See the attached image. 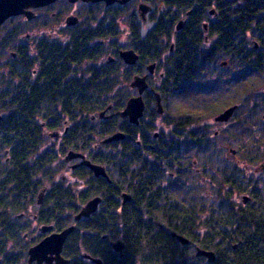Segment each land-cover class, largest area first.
Listing matches in <instances>:
<instances>
[{
  "label": "trees",
  "instance_id": "1",
  "mask_svg": "<svg viewBox=\"0 0 264 264\" xmlns=\"http://www.w3.org/2000/svg\"><path fill=\"white\" fill-rule=\"evenodd\" d=\"M162 1L164 13L153 19L154 26L143 38L139 21L132 15L133 6H102L86 12L93 16L91 23L101 17L97 29H74L67 44L53 46L61 50H47L41 61L46 67L35 80H31V58L24 72L16 66L24 61L12 60L0 82V109L4 112L0 145L7 150L0 193L6 191L13 212L31 207L38 224H52L55 231L73 224L62 255L72 258L74 264H85L80 257L83 253L99 258L102 264H264V0ZM186 13L182 28L174 33L175 24ZM110 19L109 26H104ZM120 34L126 45L119 43ZM94 38L102 39V45L93 46L100 50H88ZM170 44L172 50L180 51L170 64L161 66L164 77L151 85L161 97L163 115L152 109L149 91L144 94L145 114L168 117L175 127H188L211 119L228 106L246 104L245 121L234 113L236 126L230 129V145L236 154L228 159L215 151L206 157L210 173L202 177L209 179V196L181 189L182 183L175 185L184 182L183 176L191 181L192 172L185 174L183 169L189 166L193 150L188 145L182 155L170 150L165 157L166 171L174 172L177 167L172 178L166 176L172 187L160 196L148 197L144 179H137L143 189H132L136 203L132 199L120 207L119 194L131 189L127 182L113 177L105 146L98 154L93 146L127 122L107 118L93 124L89 117L108 106L112 111L122 106L126 82L134 73L144 72L145 63L158 60ZM67 45L71 50H64ZM124 46L138 51L134 65H125L118 58L117 49ZM96 60L104 63L95 65ZM223 61L225 66H221ZM79 115L83 122L77 125ZM65 124L72 125L71 137L55 148L48 133ZM206 136L191 134L188 141L195 146ZM125 141L133 142L134 137L129 135ZM78 146L87 158L105 166L107 178L94 177L82 166L71 173L78 181L61 180L62 156ZM208 152L204 146L199 156ZM179 158L183 161L177 166ZM44 187L42 204L36 206L37 194ZM95 196L101 198L99 209L75 221L81 206ZM241 196L247 197L245 203ZM12 226L19 235L22 228L18 223ZM173 233L185 237L187 243H180ZM89 234L106 236L92 245ZM115 238L125 245L122 256L108 244ZM196 248L211 251L214 259L197 256Z\"/></svg>",
  "mask_w": 264,
  "mask_h": 264
},
{
  "label": "flooded vegetation",
  "instance_id": "2",
  "mask_svg": "<svg viewBox=\"0 0 264 264\" xmlns=\"http://www.w3.org/2000/svg\"><path fill=\"white\" fill-rule=\"evenodd\" d=\"M125 4H130V6L134 7L132 15L134 18H136L137 21H139V25L140 20L145 21L142 20L143 17H146L147 19H157L164 13V5L162 0H130L124 4H120L116 0H113V2L109 4H106L105 1L92 2L90 0H76L74 2H71L70 0H53L45 5L28 7L25 9L26 13L7 17L0 25V82L2 80H5L10 67H12V60H23L24 62H21L16 66L18 71L24 72L23 69H25L28 58L32 59V67L30 68L31 80H35L39 73H41V68L46 67L47 63H43L41 61L45 60L47 50H61V47L54 48L53 46L62 42L64 44H67L74 29H97V27L99 26L97 22H100L101 17H97L96 23H91L93 16L86 15L87 11H93L96 8L102 6L104 8L114 7L116 9L117 6H122ZM140 4H144L145 6L143 7L147 8V11L143 14V16L138 10V6ZM123 8L127 9L128 7L126 6ZM188 15L189 14L186 13L182 18H185ZM70 16L75 17L72 24L70 23L72 21H70V18H68ZM182 18H180L179 20H181ZM111 22L112 19L108 20L104 24V26H109ZM154 24L155 22L153 21L152 25L154 26ZM176 32L177 31L174 30V33ZM126 37H128V34H126ZM102 44V39L94 38L90 41L88 50H100L94 49L93 46ZM172 48L173 44H170L169 50H164V54H162L158 58V60L148 61L143 65L144 72L134 73L132 75L130 80L126 82L128 91L127 97L123 101L122 106L113 111L111 110L112 107L108 106V108L103 111L104 113L102 115H99L100 113H97L91 114V116L89 117V120H91L93 124H97L101 121L106 120L107 118H113L116 123H120L123 119L127 122L121 130L116 129L114 131L115 133H122V138L102 145H98V142H96L93 146L94 150L96 151L95 154L99 153V149H102L101 146H105V148H103L104 154L111 157L112 159L111 166L114 172L113 177L116 179V181L127 182L128 189H131L130 193H127L128 195L125 191H121V193L119 194L120 207L127 202L132 201V199H134V202L136 203V198L132 194V189H134L136 192H142L143 189V187L141 186V182L137 179H144L143 182L146 183V186L144 187V189L146 190L145 196L148 197L160 196L166 191V188L172 187L166 179V176L169 175V177L172 178V174L175 173L177 167L174 169V172L166 171L165 163L167 160L165 159V157L170 150H174L179 155H182L181 150L184 149V147H186L187 145L191 146L190 148L193 150V153L191 154L192 157L189 160L190 163H188L189 166L187 165V167L183 169V171H185V174H187V172H192L191 181L188 182L187 176H183L184 182L178 181L175 185L179 184L180 186V184L182 183L181 189H187L192 192L197 191L201 194L204 193L209 196L211 193V188L207 183L209 179L207 176L202 177V174L210 173L209 162H207L208 159L206 157L210 156L215 151H217L219 155H222L228 159L236 154L235 148L230 145L231 134L229 135L230 138H228V136H222L224 133L221 134V132H223L222 129H224L226 124L230 121L226 123L214 122L213 116L211 118V122H208V119L201 121L197 125L191 124L188 127H175L174 121H172L168 117L157 118L156 116L150 115V118L145 114L147 111V103L144 94L149 91L153 96V101L151 103L152 109H155L154 111L158 116L163 115V103L161 101V97L159 96L162 112L158 113L156 107V94L158 93L153 89L151 85L157 84L158 81L164 77V70L162 68L163 65L170 64L177 57L175 54L180 50H172ZM124 49L133 48H128L127 46L118 48L117 56L119 59H121L119 57V51ZM64 50H71V46H65ZM134 52L138 56L136 60L138 61L139 53L137 50H134ZM107 57H109L108 59L110 60V62L114 60V57L111 58V54H108ZM102 63L104 62L96 60L95 65H101ZM108 63L109 62L107 61V64ZM85 64H87V62H85ZM150 64H154V70L152 73H150L147 69ZM134 76H145L146 83V88L141 95L143 101L142 115L138 118L137 123L130 122L128 120V117H121L118 115V112L124 109L128 99L138 95L137 88L130 86V83ZM116 97L118 96L116 95ZM3 117L4 112L0 109V120ZM81 118L82 116L79 115L77 125L83 122ZM241 118L242 120L244 119V117ZM212 126L218 127V130L211 131ZM71 127V124H65L60 129H55L48 133L50 142L55 146V148L59 147L65 140L71 137ZM199 132L203 136L207 135L206 137H203L205 141H202L200 144H196L195 146H193L192 144L190 145L191 142L188 141L190 139L189 135H197ZM129 135H132L134 137L135 143L134 141H125L127 140ZM215 138H217L218 140L222 139V141L216 142L217 139ZM214 139L215 141H213ZM204 146L208 148L209 152L206 155L199 156L200 148ZM6 151V148H1L0 145V171H3L4 162L6 161ZM70 151L83 155V159L88 160L92 164L102 166L104 168V171H106L104 165L92 161L91 159L87 158L82 152H80L79 146L78 150H71L70 148L67 150V152ZM67 152H65L62 156V166L63 168H65V170H67L69 175H71V173L79 167H87L86 165L82 164L83 159L80 157H74L72 159L65 160L64 157L66 156ZM182 161L183 160L179 158L175 160V163L178 166L182 163ZM93 176L107 178L102 175L95 176L93 174ZM2 178L4 179L5 175H1L0 179ZM61 180L67 179L63 175H61ZM107 180L109 181V179ZM71 181L78 180L77 178H74L72 176ZM82 182L83 181L81 180V183ZM46 189L47 188L44 187L38 192L37 201L35 203L36 206H40L42 204V199L44 196L43 194ZM40 192H43V194H41V200L38 201V195ZM95 197L100 198V196ZM100 204L101 198L95 212L99 209ZM120 207L116 208L117 213H119ZM36 220L37 216L33 214V212L31 211V207L25 210L13 212V210L10 209L7 205L6 191L3 190L2 193H0V264H36L35 261H28V249L38 243L45 236L54 232H59L53 229L52 224H38ZM13 223H18V225L22 228V231L19 233V235H17L18 233L15 232L14 226H12ZM153 225L157 228H161V225L156 222H153ZM43 226H49L50 229L41 231L40 228ZM38 234H40V236L36 241ZM7 235H9L10 237L7 238ZM89 235L91 237H89L87 240L92 245L94 242L100 243L106 236L100 235L98 238H95L93 234ZM112 242H121V250H114L110 245V243ZM108 244L113 252L117 253L118 256H122L125 245L120 238L110 240L108 241ZM60 255L62 258L67 260L66 264H74L72 258L64 257L62 255V249ZM82 255H84V253L81 254L80 257L85 264H96L90 258L83 257ZM89 256L91 258H96L91 255ZM53 263L54 260L51 261V264ZM42 264L45 263L42 262Z\"/></svg>",
  "mask_w": 264,
  "mask_h": 264
},
{
  "label": "water",
  "instance_id": "3",
  "mask_svg": "<svg viewBox=\"0 0 264 264\" xmlns=\"http://www.w3.org/2000/svg\"><path fill=\"white\" fill-rule=\"evenodd\" d=\"M53 0H0V25L1 23L9 16L17 15L21 13H26L25 9L28 7H36L41 6L50 3ZM71 2H74L76 0H70ZM88 1V0H87ZM92 2L96 1H105L106 4H109L113 2V0H90ZM120 4L127 3L130 0H116ZM144 4H140L138 6V10L140 11L141 15L147 11V8H144ZM70 18L68 21L71 24L73 23V19L75 17H68ZM144 20V17L142 18ZM185 18H182L177 22L175 25V31H178L184 23ZM119 57L122 59V61L125 64H134L138 58L137 54L134 52L133 49H124L119 51ZM222 66L226 65V62H221ZM148 71L150 73L154 70V64H150L147 67ZM131 87L137 88L138 95L131 97L128 99L125 107L123 110L118 112V115L121 117H128V120L132 123H137L138 118L142 115L143 110V101H142V93L144 89L146 88L145 83V76H134L131 83ZM156 107L158 113L162 112V107L160 104V98L159 95L156 94ZM237 108V105H231L226 108H224L221 112L216 114L213 117L214 122H226L228 121L235 109ZM104 112H100L99 115H102ZM123 137L122 133L116 132L109 136L104 137L98 142V145L107 144L114 140H118ZM74 157H80L83 159V155L79 153H74L72 151L67 152L66 156L64 157L65 160L72 159ZM82 164L86 165L95 176L102 175L106 176L104 168L99 165L92 164L88 160L83 159ZM41 200V192L38 195V201ZM247 200L246 196H241V202L245 203ZM100 198L99 197H93L89 199L80 209L79 211L74 215V220H80L81 218L90 216L95 210L97 209V206L99 204ZM50 229L49 226H43L40 228L41 231H46ZM74 226L70 225L66 228L62 229L59 232L51 233L44 238H42L38 243L31 246L28 249V261H35L36 264H42L44 262L45 264H51V261L54 260L53 264H66L67 260L62 258L60 255L62 245L64 241L66 240L67 236L73 231ZM180 243L185 244L187 243V239L181 235H175L172 234ZM111 247L114 250L120 251L122 244L121 242H112L110 243ZM197 256H204L207 258V261H212L214 259V254L211 251L202 250L199 248H196ZM83 257L90 258L93 262L96 264H101L100 260L97 258H91L89 255L84 254Z\"/></svg>",
  "mask_w": 264,
  "mask_h": 264
},
{
  "label": "rangeland",
  "instance_id": "4",
  "mask_svg": "<svg viewBox=\"0 0 264 264\" xmlns=\"http://www.w3.org/2000/svg\"><path fill=\"white\" fill-rule=\"evenodd\" d=\"M135 6H136V4H135ZM144 20L145 21H141L140 20V28H139V35H140V37H144L145 36V34L147 33V31L149 30V29H151V27L153 26V25H151V26H148V24H152V22L154 21L152 18H150V19H147L146 17H144ZM117 39H118V41H119V43L120 44H126L127 43V41H126V39H125V37H124V35L123 34H120V35H118L117 36ZM236 112H234V113H236V115L237 116H241V117H244L245 118V116H246V114H247V112H248V108H247V106H246V104H243V105H241V106H239V107H237V109L235 110ZM234 113L232 114V116H231V118L228 120V121H230V122H228V121H226V122H228L227 124H226V126H225V128L224 129H222V131L223 132H221V134H223L222 136H228V138H230L229 137V135L231 134V132H230V129L232 128V127H234L235 128V124H236V118L235 119H233V115H234ZM261 116V113H258L257 114V118H259ZM245 120V119H244ZM208 122H211V119H209L208 120ZM225 122V123H226ZM235 122V123H234ZM213 130H218V127H215V126H212L211 127V131H213ZM228 135H227V134ZM215 139H217V138H215ZM215 139L213 140V141H215ZM218 141H222V139H220V140H216V142H218ZM215 142V143H216ZM61 175H63L67 180H72V176L71 175H69V173L67 172V170H65V168H63L62 169V171H61ZM41 194H43V192H41Z\"/></svg>",
  "mask_w": 264,
  "mask_h": 264
},
{
  "label": "bare ground",
  "instance_id": "5",
  "mask_svg": "<svg viewBox=\"0 0 264 264\" xmlns=\"http://www.w3.org/2000/svg\"><path fill=\"white\" fill-rule=\"evenodd\" d=\"M152 24H148V26H151Z\"/></svg>",
  "mask_w": 264,
  "mask_h": 264
}]
</instances>
